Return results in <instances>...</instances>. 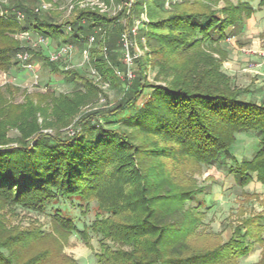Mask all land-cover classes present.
<instances>
[{
  "label": "trees",
  "instance_id": "16d2710c",
  "mask_svg": "<svg viewBox=\"0 0 264 264\" xmlns=\"http://www.w3.org/2000/svg\"><path fill=\"white\" fill-rule=\"evenodd\" d=\"M144 1L137 0L135 7ZM167 2L147 0L152 20L145 28L154 55L148 63L158 68L160 76L173 75L165 86L144 85L148 63L142 57L137 59L134 81L128 87L123 82L120 105L101 114L96 124L92 118L98 111L83 117L72 137L62 132L44 134L38 113L47 127L67 126L77 113L78 101L63 98L51 111L32 103L14 106L5 99L0 101V204L40 212L61 200L87 208L93 204L100 216L82 231L60 209L55 210L53 221L67 236L77 232L85 242L91 239L90 230L99 236L102 251L96 255L97 264H240L256 246L264 248V215L234 226L227 242L215 236L214 244L199 246L198 239L207 237L199 230L207 214L200 210L205 190L177 187L181 172L167 164L177 160L184 165L218 164L234 175L241 188L254 176L264 184V97H256L250 89L233 88L219 63L202 51L205 44L218 43L244 29L255 9L247 3L228 4L221 18L215 12L195 13L178 4L177 11L156 18L167 13ZM14 7L0 16V69L19 65L12 57L22 49L2 42L12 32H30L59 41L57 46L74 44L82 49L84 37L101 27L108 34L97 45L107 47L108 59L102 48H94L93 64L103 78L119 81L116 71L125 70L120 63L123 29L118 24L123 12L110 17L97 11H77L70 34L66 24L36 14L26 0ZM19 12L25 16L23 21L18 19ZM229 29L231 33H227ZM194 55L198 60L192 59ZM42 60L53 65L54 72L83 79L87 82L84 87L96 92L79 72L60 71L59 64L50 63L44 52ZM185 60L190 64L185 65ZM150 89L149 100L139 104ZM49 115L55 120L50 121ZM11 128L18 129L19 136L9 137ZM241 133L254 138L257 149L251 158L238 161L233 157L229 163ZM49 236L35 228L5 233L0 239V264H79L64 255L60 245L44 247ZM254 264H264V252Z\"/></svg>",
  "mask_w": 264,
  "mask_h": 264
},
{
  "label": "rangeland",
  "instance_id": "374dc122",
  "mask_svg": "<svg viewBox=\"0 0 264 264\" xmlns=\"http://www.w3.org/2000/svg\"><path fill=\"white\" fill-rule=\"evenodd\" d=\"M20 1L25 0H0V16L6 15L8 12L7 8L14 9V4ZM26 1L32 4L34 9L40 7L42 2L47 3L50 7L41 15L50 16L58 24H66L67 26L75 19L77 11H93L90 7L85 8L82 6L83 3H87L86 1L89 0ZM103 1L111 7V0L109 2ZM132 1L135 3L137 0ZM117 3H120V1L115 2L114 5ZM243 3H247L255 9L253 15L246 19L244 29L240 32L229 34L228 37L218 43L205 44L202 51L219 63L220 71L226 75L233 88L250 89L255 91L256 97L261 98L264 97V4L260 5V0H168L165 6L167 13L159 14L156 18L165 17L168 13L177 11L178 8H175V5L178 4H183L182 6H185V9L195 13L215 12L218 13L219 17L224 18L225 14L222 10L228 4L236 6L243 5ZM72 6H74L73 9H71ZM128 9H125L118 23L122 26V29H124L126 22L132 24L135 20L140 19L142 14L147 15L148 24H150L152 17L149 15L147 0L137 7L133 5L130 13H128ZM106 15L109 16L110 14ZM120 25H117L116 29ZM145 28L146 26L140 30L135 40L138 43H141L142 39L144 40L142 45L139 44L140 48H143V44L146 42L147 48L143 54L141 53V56L148 63V61L154 59V55L151 54L153 48L150 47L147 42L148 39L145 38ZM110 33H112V30H110ZM227 33H231V29ZM103 41H105V37ZM2 42L7 45L16 44L22 50H29L34 55V62L37 68L35 73L30 74L23 70L20 63L19 65H14L10 70L0 69V101L5 99L14 106L32 103L37 108H42L45 111L53 110L56 103H63V98L78 101L77 113L70 117L72 120L67 126L56 124V128L47 127L44 116L39 112L38 124L43 127L42 132L44 134L56 136L57 133L62 132L72 137L77 133V123L83 117L98 111V115L92 118V123L96 124L102 117L101 114H107L120 105L125 90L123 81L119 78L121 82L119 83L115 78L107 77L106 79L103 76H101L102 79L100 81H97L91 75L89 65L79 67L81 62V53L79 51L69 64L58 63V67L60 71L79 72L86 81L88 80V84L95 88L96 92H90L89 87H84L87 82L85 83L83 79L79 81L73 79V77H67L63 73L54 72V66L50 65L48 61L42 60L43 52L48 58L50 52L58 45L59 41L53 40L51 42L48 40L46 44L43 43L40 46L37 45L36 34L26 38L24 33L12 32L7 38H3ZM98 46L96 45L94 48H102L103 50V45L101 47ZM193 58L198 60L195 55ZM191 61L185 60L184 64L189 65ZM204 61H201L202 65L209 64ZM12 62H17L15 56L12 57ZM120 63L123 64L121 58ZM147 66L144 85L165 86L172 79L173 75L167 78L163 75L160 76L158 68L153 63H148ZM168 79L169 81H167ZM104 84L108 86L106 90L101 88ZM146 87L143 86L142 89H147ZM151 91V89L147 90L138 103L145 104L150 98ZM103 97L106 98L107 102L102 104ZM48 119L50 121L55 120L52 115H49ZM8 132L11 138L19 136V131L16 128H11ZM127 132L132 133V130H127ZM237 137V143L233 146L231 155L228 156L229 163L232 162L233 157L238 161L249 159L255 154L257 149L258 143L251 136L241 133ZM167 167L169 169H178L181 172L176 178L177 181L174 180L177 187L188 185L190 187L194 186L195 190H205V196L202 197L203 200H200L202 201L200 210L207 212V214L202 217V224L199 230L204 232L207 237L202 240L198 239L197 243L199 246L214 244L217 239L212 237L215 236H220L219 240L221 242H227L233 236L234 226L241 224L244 219L264 215V184L259 182L256 176H254L253 181L248 186L241 188L234 175L221 169L218 164L184 165L182 160H177L176 162L168 161ZM192 205L195 207L199 204L193 203ZM56 209L65 211V214L76 224L78 231L84 230L86 226L89 227L100 216L99 210L93 204L87 208L84 204L80 206L79 202L65 200H61L59 204L49 206L45 212L30 211L20 206L0 204V239H4L5 233L34 228L40 229L45 234H50L44 247L60 245L63 254L77 260L79 264H97L96 255L102 251L100 237L91 230L89 242L82 240L77 232L67 236L64 231L54 224L53 214ZM263 252V247L256 246L248 257L241 259L239 262L240 264L258 263L262 259Z\"/></svg>",
  "mask_w": 264,
  "mask_h": 264
},
{
  "label": "built area",
  "instance_id": "2783aa9c",
  "mask_svg": "<svg viewBox=\"0 0 264 264\" xmlns=\"http://www.w3.org/2000/svg\"><path fill=\"white\" fill-rule=\"evenodd\" d=\"M87 3H83V7L87 8L90 7L93 11H99L101 14H110L109 16H116L117 14L124 12L125 9H128V13L131 12V9L134 5V1L132 0H121L120 3H117L114 5V1H111V7L107 3H105L103 0H89L86 1ZM50 6L42 2L40 7H37L34 12L38 15H41L44 11L48 10ZM74 6L71 7L73 9ZM130 15V14H127ZM25 18L24 14L18 13V19L20 21H23ZM149 23L148 17L146 14H142L140 19L135 20L132 24H128L126 22L125 27L122 32L121 36V57L123 64L125 66L124 71L117 70L116 74L117 76L126 83V87L131 85V83L135 79V66L137 59L141 58L143 52L146 50V42H144V47L140 48L139 43L135 40L136 37H138L140 29L145 27L146 24ZM128 24V26H127ZM66 32L72 34L73 28L71 25L66 26ZM100 33H102L99 36ZM106 31L99 27L95 30L94 34L90 36L84 37V46L82 49H78L74 44H62L60 46H56L49 54L48 60L51 63H66L69 64L74 56L79 51L81 53V62L79 64V67H83L85 65H89L91 75L97 80L100 81L102 79L101 74L99 71L93 66V60L91 58V50L94 48V46L97 45V42L103 41ZM26 38L32 36L33 34L30 32H24ZM99 37V38H98ZM36 39L38 40L37 45H42L43 43L46 44L48 42L47 39L40 35H36ZM144 40L142 39V42ZM108 49L106 46H103V54L105 56V59H108L107 56ZM142 53V54H141ZM34 55L30 53L29 50H21L19 51L16 56L15 60L19 62L23 68L24 71L27 73H35L36 71V63L34 62ZM37 82V81H36ZM107 85L104 84V86H101L103 90L107 89ZM106 98H102V104L106 103Z\"/></svg>",
  "mask_w": 264,
  "mask_h": 264
}]
</instances>
